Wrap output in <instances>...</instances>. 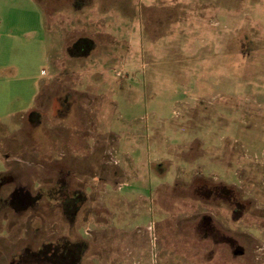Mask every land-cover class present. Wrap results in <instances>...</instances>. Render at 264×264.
<instances>
[{"label":"rangeland","instance_id":"374dc122","mask_svg":"<svg viewBox=\"0 0 264 264\" xmlns=\"http://www.w3.org/2000/svg\"><path fill=\"white\" fill-rule=\"evenodd\" d=\"M0 156V264H264V0H0Z\"/></svg>","mask_w":264,"mask_h":264},{"label":"trees","instance_id":"16d2710c","mask_svg":"<svg viewBox=\"0 0 264 264\" xmlns=\"http://www.w3.org/2000/svg\"><path fill=\"white\" fill-rule=\"evenodd\" d=\"M91 49H93V44L90 41H88V39H86V38L77 40L70 48V50H74L75 52H78L80 55H86L88 53V51H90ZM33 113L31 112L30 116H34V115H32ZM35 116H37V115H35ZM80 196L81 195H79L78 193H74L71 197H69L65 201V204H67L69 207L74 206L76 204V201H78L77 199H79ZM37 199L38 198L33 199L34 202L37 201ZM71 208L68 210L70 213L72 212ZM52 245H53V248H56L58 250L57 251L56 250H50V247H49V248H47L48 250H47L46 254L51 253V256L54 255L53 258H56L55 260L60 259V256H61L62 260L70 261V262H72L74 260V256L76 255L77 257L75 259L74 264L80 263V261L83 257V252L86 248L82 244L75 243V242L72 243L69 240H64V239L62 241L59 240L57 242V244L53 243ZM46 246H48V245H46ZM78 251H80V252L77 253ZM41 253H42V250L39 251V253H37V254L40 255Z\"/></svg>","mask_w":264,"mask_h":264},{"label":"flooded vegetation","instance_id":"af4514ba","mask_svg":"<svg viewBox=\"0 0 264 264\" xmlns=\"http://www.w3.org/2000/svg\"><path fill=\"white\" fill-rule=\"evenodd\" d=\"M32 115H38L36 112L35 113H33ZM9 173V172H8ZM8 173H6L5 175H3V176H0V180L2 181L3 179L4 180H10V179H12L11 178V176H10V174L8 175ZM17 201H20V202H22V203H24V200H22V199H20V200H17Z\"/></svg>","mask_w":264,"mask_h":264},{"label":"crops","instance_id":"0c3cea01","mask_svg":"<svg viewBox=\"0 0 264 264\" xmlns=\"http://www.w3.org/2000/svg\"><path fill=\"white\" fill-rule=\"evenodd\" d=\"M56 76V75H55ZM1 157V156H0ZM2 159V158H1ZM2 161L4 162V164H5V161L2 159ZM6 168V167H5ZM8 171H6V169L4 170V171H2V172H0V176H3V175H5L6 173H7Z\"/></svg>","mask_w":264,"mask_h":264}]
</instances>
